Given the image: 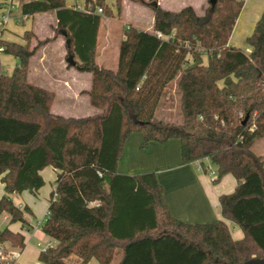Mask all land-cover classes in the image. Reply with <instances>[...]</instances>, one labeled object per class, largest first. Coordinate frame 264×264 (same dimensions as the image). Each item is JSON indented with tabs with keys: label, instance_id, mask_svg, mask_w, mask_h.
Masks as SVG:
<instances>
[{
	"label": "trees",
	"instance_id": "1",
	"mask_svg": "<svg viewBox=\"0 0 264 264\" xmlns=\"http://www.w3.org/2000/svg\"><path fill=\"white\" fill-rule=\"evenodd\" d=\"M136 1L153 11L154 28L125 30L115 71L96 62L102 21L114 15L106 0H84L81 10L68 8L66 0H21L13 11L28 18L55 14L68 66L92 74L90 105L102 113L51 114L55 94L28 80L41 43L30 48L31 31L24 44L0 39V55L18 61L8 74L0 60V217L20 226L16 232L0 228L2 252L7 245L22 252L24 231L34 228L31 208L18 207L10 196H38L45 186L41 172L50 167L56 188L41 230L54 244L40 252L42 264H264V160L253 152L264 138V12L247 38L248 55L229 44L243 0H208L204 16L190 6L170 12L156 1ZM122 3L115 0L117 13ZM7 4L0 0V12ZM177 79L181 125L155 116ZM132 133L143 134L144 149L177 139L184 164L209 160L217 180L232 175L238 185L220 197L219 208L243 239L234 240L222 220L175 219L153 173L118 174Z\"/></svg>",
	"mask_w": 264,
	"mask_h": 264
},
{
	"label": "crops",
	"instance_id": "2",
	"mask_svg": "<svg viewBox=\"0 0 264 264\" xmlns=\"http://www.w3.org/2000/svg\"><path fill=\"white\" fill-rule=\"evenodd\" d=\"M11 2L14 4V1L6 0V3ZM243 2V8L233 29L229 44L235 48L241 49L249 55L251 53V48L247 44V38L253 33L256 23L264 12V0H243ZM123 3V16H125L127 8L132 9L136 14L139 13L142 16L140 22H136V24L132 23L134 28H137L138 31L148 29L145 30V32H152L154 28V15L149 8L137 3H130L128 0H124ZM157 3L163 10L170 12H180L182 9L190 6L195 10L197 15L201 10L197 6L202 5V3L200 5L196 2L192 3L191 0H158ZM66 6L68 8H83L84 0H74L72 4L66 1ZM174 7H178V10L171 9H175ZM5 8L0 12V18L2 13L6 10ZM204 14L198 16H204ZM48 15L54 16L55 23L53 24L56 26L57 20L54 13L36 15L29 18L40 17L42 20ZM15 19L17 20L15 21ZM142 22L147 23L148 28L140 29L139 27H143L141 24ZM10 25H12L11 29ZM23 25L24 23L21 22V17L13 15V19L7 25L6 30L2 34V38L9 42L23 44V35L26 31L33 30L36 33L34 28H28L27 30L20 32L18 29L20 27L17 26ZM129 27L131 26L128 25L127 29ZM103 33H105L103 34V37H100V28L98 48L101 44V40L102 48L99 56H96V62L101 68L115 71L118 67L117 59H119L120 42L124 40V36L123 39H121L115 34L117 31L109 28L108 25L104 26ZM113 40L117 41L112 43ZM55 43H59L58 51L60 54V60L57 63L58 73L52 78H47L45 75V77H42L43 75H40L35 81L30 80L31 77L29 74V82L40 88L50 90L55 94V103L51 108V114L54 116L76 119L85 118L84 114H79V117L76 115L79 113L77 103L82 99V101L87 103V109H85L86 113H89L90 116L97 114V112H100L101 110L93 108L90 105L89 92L92 87V74L80 72L75 67H69L68 63L66 64L64 62L68 50L63 36H60ZM111 47L113 48L112 51L115 49V68L110 66L111 57L109 56V49ZM43 56L44 57L41 60L44 62L46 60V54H43ZM6 58L7 59H5L4 63L12 66L9 67L11 68L10 71L8 70L4 73L11 74L17 66L18 61L12 62L11 60L13 57L11 56H7ZM98 59L101 61L99 62ZM205 63H207L206 57ZM1 64L2 68H5L2 60ZM44 70L46 69H44L43 66V69H40L39 73L44 74ZM176 81L178 82V79L175 80V82ZM91 107L92 109H90ZM72 108H74L75 111ZM143 139V134L141 133H132L127 138L122 156L118 162L117 173L126 176L153 173L163 188L164 200L170 214L175 219L188 224H208L222 220L229 227L234 240L243 239V232L233 222L224 219L221 216L219 208L220 197L233 193L238 185L237 180L232 175H226L221 180H217V167H215L209 160H204L202 163L196 162L187 165L184 164L181 155V143L177 139H172L165 144L152 142L146 149L142 148ZM41 176L45 181V186L39 191L38 196L35 197L30 192H24L21 196H23L24 204L31 208L34 214V219L43 218V221L40 222L43 223L47 216L50 194L56 188L57 172L49 167L41 172ZM4 194V186L0 183V199ZM17 206L22 207L21 204ZM40 206L41 213H39ZM42 208L44 209V212H42ZM33 220L30 219L31 225L34 228L30 231H24L26 238V246L24 250L19 252L18 250L11 248L10 254L17 255L13 264H42L38 259L41 248L51 242L49 241L50 238L42 232L40 227H38V224H33ZM1 226L3 228L8 227L15 232L20 231L19 225H9V222H4ZM88 264L99 263L96 260H91Z\"/></svg>",
	"mask_w": 264,
	"mask_h": 264
},
{
	"label": "rangeland",
	"instance_id": "3",
	"mask_svg": "<svg viewBox=\"0 0 264 264\" xmlns=\"http://www.w3.org/2000/svg\"><path fill=\"white\" fill-rule=\"evenodd\" d=\"M6 1V0H4ZM21 0H14V5L15 7L18 6V4L20 3ZM67 2H69L70 4H72V2L74 0H66ZM124 1V0H123ZM130 3H137L141 6H143L142 4L138 3L136 0H128ZM146 2H150V1H156L158 2V0H144ZM190 1V0H189ZM175 2V1H174ZM191 2H196L198 5H200L202 3L201 6H197L198 8H200V12H198V15H202L204 14L206 8L208 7V0H191ZM106 4L109 6V8H111V10L114 12V15L110 18H104L102 21V25H101V36L103 37V33L104 32V26H107L111 29H115L117 31V36H119L121 39H123L125 30L127 29V26H131V29H135L138 31L137 28H134L132 23L136 22H140L142 20V16L139 13H135L132 9L127 8L126 12H125V16H123V12H124V3H122V8L121 10L117 13V10L115 9V0H106ZM160 7V6H159ZM161 8V7H160ZM175 9L171 8L172 10H178V7H174ZM150 10V9H149ZM152 13L153 11L150 10ZM51 14V13H50ZM154 15V14H153ZM1 20V19H0ZM17 19H15L16 21ZM108 20V21H107ZM21 22L24 23L23 26H17L20 27L18 28L20 30V32L27 30L28 28H34L36 33L31 30L32 33H34L35 37L32 38L31 42H30V48L34 49L36 48L40 43L41 46L38 48L36 54L31 58L30 60V64H29V71L28 72V78H29V74H30V80L31 81H35L36 78L40 77V75H43L42 77H47V78H52L54 75H56L58 73V66L57 63L60 60V54L58 51V47H59V43H55L56 40L62 36L60 34H58V32L56 31V26L54 22V16L53 15H48L46 17H44L42 20L40 17H36V18H24L21 17ZM108 22V24H107ZM131 22V23H128ZM146 22V21H145ZM143 27H139L140 29H145L147 26V23H141ZM12 28V25H10V29ZM107 29V27H106ZM148 30V29H145ZM144 30V31H145ZM117 40H113L112 43L116 42ZM121 43V42H120ZM24 44V43H23ZM101 44H102V40H101ZM99 45V48L97 50V57L99 56L100 52H101V48L102 45ZM66 48V47H65ZM116 48V46H115ZM112 47L109 49V56L111 57V62H110V66L112 68L116 67V57L114 55L115 49L112 51ZM43 54H46V60L43 62V60H41L44 56ZM7 55L5 54H1L0 58L2 60V63L4 64L5 68L3 69V72L5 71H10L12 65H7L4 63L5 59ZM119 57V56H118ZM67 58H68V53L66 58L64 59L65 63L67 64ZM11 60V59H10ZM13 61H17L14 58H12L11 60ZM98 61L100 62L101 60L98 59ZM117 63H118V59H117ZM44 66V74H40V69H43ZM45 75V76H44ZM38 87V86H37ZM50 91V90H48ZM52 92V91H51ZM53 93V92H52ZM83 100V99H82ZM80 100V102L77 103L78 105V111L79 113H77L76 115H78V117L80 116L79 114H84V117L86 116H90L89 113H86L87 109V103ZM181 94L179 92L178 86H177V81L173 82L170 84V86L167 87L163 98L161 100V103L155 113V116L158 120L164 121L166 123L169 124H173V125H181L182 124V113H181ZM55 103V100L53 102V104ZM52 104V106H53ZM76 105V106H77ZM75 106V107H76ZM74 107V106H72ZM52 108V107H51ZM74 111L75 109L72 108ZM92 109V107L90 108ZM51 111V110H50ZM102 111L97 112V114L93 115V116H98L101 115ZM91 117V116H90ZM65 119H69V118H65ZM253 152L255 155L260 156L261 158H263L264 160V138L260 139L259 141H257L255 143V145L253 146ZM50 184V183H48ZM11 199L14 201L15 204L19 205L21 204V206H24V201H23V196L21 195H11L10 196ZM24 204V205H23ZM39 213H41V206L39 207ZM42 212H44V209L42 208ZM46 214V211H45ZM1 220V219H0ZM35 225L39 224L41 221H43L42 219H34L33 220ZM10 222V220H9ZM3 221H0V224H3ZM3 227L1 226V229ZM49 241L54 244L53 240ZM6 247V252H5V261H3V263L6 264H13L14 263V258L11 257V248H9L10 246L7 245ZM74 258V257H73Z\"/></svg>",
	"mask_w": 264,
	"mask_h": 264
},
{
	"label": "built area",
	"instance_id": "4",
	"mask_svg": "<svg viewBox=\"0 0 264 264\" xmlns=\"http://www.w3.org/2000/svg\"><path fill=\"white\" fill-rule=\"evenodd\" d=\"M6 10L2 13L1 15V20H0V39L2 38V34L3 32L6 30V27L7 25L11 22V20L13 19V11L16 10V7L15 5L11 2V3H8L6 5ZM78 9H82V8H78ZM88 13H91L90 10L87 11ZM97 14H101L102 13V10L101 9H97L96 11ZM157 37L160 38V39H163V35L158 33L157 34ZM4 50V48L0 47V53H2ZM215 181V180H214ZM0 221H3V222H9V216L4 214L0 217ZM41 224L42 223H39L38 224V227L41 228ZM0 228H1V224H0ZM53 244L52 243H49L48 245H46L45 247H42L41 248V252H44L46 251L50 246H52ZM5 254L2 252V246L0 245V261L3 262L5 261ZM11 257L14 258V260H16L17 258V255L15 254H11Z\"/></svg>",
	"mask_w": 264,
	"mask_h": 264
},
{
	"label": "water",
	"instance_id": "5",
	"mask_svg": "<svg viewBox=\"0 0 264 264\" xmlns=\"http://www.w3.org/2000/svg\"><path fill=\"white\" fill-rule=\"evenodd\" d=\"M246 122V120L244 121V123Z\"/></svg>",
	"mask_w": 264,
	"mask_h": 264
}]
</instances>
